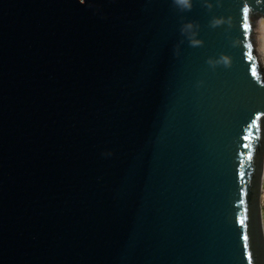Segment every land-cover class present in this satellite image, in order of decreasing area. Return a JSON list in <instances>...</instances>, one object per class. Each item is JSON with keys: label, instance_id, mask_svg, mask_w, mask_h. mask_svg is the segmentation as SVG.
Segmentation results:
<instances>
[{"label": "water", "instance_id": "obj_1", "mask_svg": "<svg viewBox=\"0 0 264 264\" xmlns=\"http://www.w3.org/2000/svg\"><path fill=\"white\" fill-rule=\"evenodd\" d=\"M263 19L0 0V264H264Z\"/></svg>", "mask_w": 264, "mask_h": 264}, {"label": "bare ground", "instance_id": "obj_2", "mask_svg": "<svg viewBox=\"0 0 264 264\" xmlns=\"http://www.w3.org/2000/svg\"><path fill=\"white\" fill-rule=\"evenodd\" d=\"M256 28H258V35L255 37L258 40L259 50H260V57L264 56V22L259 20L256 22ZM259 56V55H258Z\"/></svg>", "mask_w": 264, "mask_h": 264}, {"label": "clouds", "instance_id": "obj_3", "mask_svg": "<svg viewBox=\"0 0 264 264\" xmlns=\"http://www.w3.org/2000/svg\"><path fill=\"white\" fill-rule=\"evenodd\" d=\"M178 7L183 9H190L192 7L193 0H175ZM191 25H186L183 29L184 32H188L191 29ZM226 59V58H225Z\"/></svg>", "mask_w": 264, "mask_h": 264}, {"label": "rangeland", "instance_id": "obj_4", "mask_svg": "<svg viewBox=\"0 0 264 264\" xmlns=\"http://www.w3.org/2000/svg\"><path fill=\"white\" fill-rule=\"evenodd\" d=\"M261 21H263L264 22V19L263 20H261ZM258 28H256V27H254V34H253V40H254V46H255V50L257 51V55H259V59L261 60V62L263 63V60H264V56L262 57V59H261V57H260V50H259V45H258V40L255 38L257 35H258ZM264 54V53H263ZM264 64V63H263Z\"/></svg>", "mask_w": 264, "mask_h": 264}, {"label": "built area", "instance_id": "obj_5", "mask_svg": "<svg viewBox=\"0 0 264 264\" xmlns=\"http://www.w3.org/2000/svg\"><path fill=\"white\" fill-rule=\"evenodd\" d=\"M264 63V60H263ZM261 209H262V221L264 225V179L262 183V194H261Z\"/></svg>", "mask_w": 264, "mask_h": 264}, {"label": "snow or ice", "instance_id": "obj_6", "mask_svg": "<svg viewBox=\"0 0 264 264\" xmlns=\"http://www.w3.org/2000/svg\"><path fill=\"white\" fill-rule=\"evenodd\" d=\"M245 11H247V10L245 9ZM245 247H247V246H245ZM248 264H252V258H251L250 254H249V257H248Z\"/></svg>", "mask_w": 264, "mask_h": 264}]
</instances>
